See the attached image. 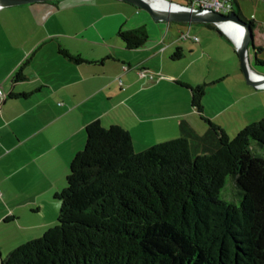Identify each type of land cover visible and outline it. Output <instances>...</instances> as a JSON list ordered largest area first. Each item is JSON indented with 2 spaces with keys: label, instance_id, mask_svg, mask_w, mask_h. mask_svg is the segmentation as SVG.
I'll use <instances>...</instances> for the list:
<instances>
[{
  "label": "trees",
  "instance_id": "obj_1",
  "mask_svg": "<svg viewBox=\"0 0 264 264\" xmlns=\"http://www.w3.org/2000/svg\"><path fill=\"white\" fill-rule=\"evenodd\" d=\"M233 12L254 33V20L237 0ZM119 36L130 50L150 38L145 24ZM252 45L256 53L263 50L255 38ZM58 51L72 63L90 62L61 44ZM182 55L177 49L172 59ZM256 62L264 66L258 56ZM26 64L15 82L27 79ZM178 83L192 90V106L203 113L205 85ZM202 119L210 126L205 134L183 120L178 138L142 152L125 125L92 121L67 186L55 195L61 201L57 223L13 249L3 264H264V156L254 147L264 148V118L233 139ZM229 178L237 201L222 198Z\"/></svg>",
  "mask_w": 264,
  "mask_h": 264
},
{
  "label": "crops",
  "instance_id": "obj_2",
  "mask_svg": "<svg viewBox=\"0 0 264 264\" xmlns=\"http://www.w3.org/2000/svg\"><path fill=\"white\" fill-rule=\"evenodd\" d=\"M51 23L54 33H48ZM143 24L150 38L133 50L137 57L114 51L118 43L110 40L120 37L121 29ZM210 30L224 35L216 25L157 22L147 11L119 0H53L0 8V89L7 95L0 97V221L21 224L54 204L52 197L67 186L70 164L86 145V127L92 121L104 123L125 108L141 121L157 120L161 88L171 91V85H181L178 81L190 85L171 62L182 61L188 51L195 54L201 34ZM183 33L198 41L183 40ZM59 44L90 62H70L59 54ZM255 44L264 49L263 40ZM174 48L183 54L178 60L172 59ZM25 63L27 79L15 82ZM159 72L167 78L161 79ZM29 92L28 98L10 96ZM115 122L131 132L128 123ZM48 214L52 223L59 217L54 205Z\"/></svg>",
  "mask_w": 264,
  "mask_h": 264
},
{
  "label": "rangeland",
  "instance_id": "obj_3",
  "mask_svg": "<svg viewBox=\"0 0 264 264\" xmlns=\"http://www.w3.org/2000/svg\"><path fill=\"white\" fill-rule=\"evenodd\" d=\"M172 1L182 5L187 4L186 0ZM54 2H58V0H54ZM240 6L243 15L248 20H254L255 22V42L264 41V0H240ZM87 23L85 21L84 25H87ZM52 24L50 25L51 32L48 33L57 31ZM236 25L241 27V31L244 32L243 39H245L248 33L247 29L237 23ZM224 35L217 30L205 31L200 36L202 43H196L198 50L195 54L188 51L189 55L182 61L171 62L172 67H176L177 73L185 74L184 79L191 86L205 85L206 93L202 100L203 113H200L196 107L192 106V90L175 84L171 85V91L169 88H161L160 94L163 101L161 104V115L158 116L157 120L141 121L132 109L125 108L116 110L106 119L104 125L109 126L117 120L128 123L131 126L134 149L136 152H142L154 145L178 138L181 134V120H186L199 134H205L210 126L202 118H209L221 126L228 136L233 139L243 128L263 119L264 87L256 88L248 83L242 69L238 50L235 53L237 48L232 45L225 32ZM192 37L193 39L195 38L194 36L190 38ZM111 41L118 43V48L114 51H117L119 55L123 52L131 57L138 56L136 51L127 49L123 45L121 37L116 36ZM121 45L123 46L122 49L120 48ZM202 46L206 49L204 50ZM175 50L176 48H174L173 53H175ZM256 56L264 59V49L256 53L251 44L249 48L250 65L258 73L264 74V66L257 65ZM181 64H186L187 68L182 70L184 66L180 68ZM159 74L161 79L167 78L161 72ZM103 105V107H107L108 103ZM189 110H192V112L186 115ZM254 147L258 153L264 156L263 147L256 142ZM231 187L232 181L229 178L222 193V198L233 202L235 197H233V189ZM228 191L231 195L228 194ZM54 197H52L53 205L55 210L60 213L61 201H54ZM53 205H45L43 214L29 215V220L24 219L21 224L19 222L15 224L9 221H0V264L6 263L8 254L13 249L23 243L42 237L49 228L57 223L58 216L54 223L49 222L50 216H48V213ZM44 217L46 219H42ZM41 223L45 224L41 225ZM25 225L36 226H34V229H28Z\"/></svg>",
  "mask_w": 264,
  "mask_h": 264
},
{
  "label": "water",
  "instance_id": "obj_4",
  "mask_svg": "<svg viewBox=\"0 0 264 264\" xmlns=\"http://www.w3.org/2000/svg\"><path fill=\"white\" fill-rule=\"evenodd\" d=\"M53 0H0V8L21 6L34 4L39 2H49ZM127 2L134 7L147 11L155 21L168 23H211L219 27L222 32H225L237 45L238 54L241 59L243 72L249 84L257 87H264V74L258 73L250 65L249 48L254 41V33L248 23L242 20L236 12L229 15H223L217 12H204L200 9H193L189 5H182L170 0H163L167 3L168 9L156 8L151 2L153 0H119ZM170 8V9H169ZM225 23L239 24L247 29L248 33L245 39L241 42L236 41L230 33L223 27ZM236 27H238L236 25ZM260 77L258 80L256 77Z\"/></svg>",
  "mask_w": 264,
  "mask_h": 264
},
{
  "label": "built area",
  "instance_id": "obj_5",
  "mask_svg": "<svg viewBox=\"0 0 264 264\" xmlns=\"http://www.w3.org/2000/svg\"><path fill=\"white\" fill-rule=\"evenodd\" d=\"M234 4L235 0H192L189 6H191L193 9H200L204 12H217L223 15H229L233 12ZM181 38L188 39L190 38V35L189 33H183ZM194 39L198 40L197 37H195ZM124 68L128 69V66H125ZM141 73L143 75H147V71L143 70L141 71ZM0 97L2 99H5L7 97L3 89H0Z\"/></svg>",
  "mask_w": 264,
  "mask_h": 264
},
{
  "label": "bare ground",
  "instance_id": "obj_6",
  "mask_svg": "<svg viewBox=\"0 0 264 264\" xmlns=\"http://www.w3.org/2000/svg\"><path fill=\"white\" fill-rule=\"evenodd\" d=\"M151 2L154 4V6H156V8L168 9L167 3L164 2L163 0H153ZM223 27L230 33L231 36H233L234 38L236 37L235 38L236 41H239V42L242 41L244 33L241 31V27L240 26L236 27V25L233 24V23L232 24L231 23H226V24H223ZM256 76L254 75V77H256ZM256 78L258 80H261L260 77H256Z\"/></svg>",
  "mask_w": 264,
  "mask_h": 264
}]
</instances>
